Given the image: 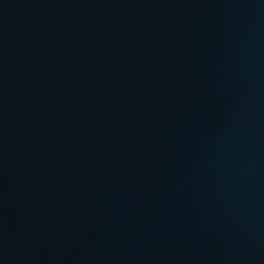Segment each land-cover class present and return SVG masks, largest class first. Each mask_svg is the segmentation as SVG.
Segmentation results:
<instances>
[{
    "label": "water",
    "instance_id": "obj_1",
    "mask_svg": "<svg viewBox=\"0 0 264 264\" xmlns=\"http://www.w3.org/2000/svg\"><path fill=\"white\" fill-rule=\"evenodd\" d=\"M0 264H264V0H0Z\"/></svg>",
    "mask_w": 264,
    "mask_h": 264
}]
</instances>
